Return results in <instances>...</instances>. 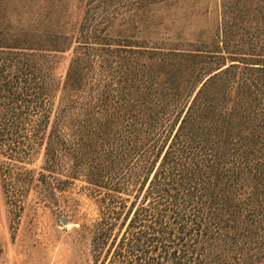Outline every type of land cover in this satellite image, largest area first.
Listing matches in <instances>:
<instances>
[{"label": "trees", "instance_id": "trees-1", "mask_svg": "<svg viewBox=\"0 0 264 264\" xmlns=\"http://www.w3.org/2000/svg\"><path fill=\"white\" fill-rule=\"evenodd\" d=\"M189 1L83 0L73 32L0 24L3 197L18 216L84 179L111 214L98 257L122 218L100 264H264V41L185 39Z\"/></svg>", "mask_w": 264, "mask_h": 264}, {"label": "rangeland", "instance_id": "rangeland-1", "mask_svg": "<svg viewBox=\"0 0 264 264\" xmlns=\"http://www.w3.org/2000/svg\"><path fill=\"white\" fill-rule=\"evenodd\" d=\"M189 2L188 8L171 13L175 14L174 25L182 27L185 39L199 30L202 35L212 32L218 24H236L241 34L235 40L264 41V0ZM223 2L228 5L224 18ZM82 15L83 0H0V24H64L73 32ZM69 58L70 52L59 55V72L65 71ZM55 193L53 199L41 202L36 191L31 190L17 216L0 189V264H100L109 253L111 240L123 230L122 218L112 235L110 229L107 245L98 257L97 224L111 218L107 204L100 200L102 195L94 193L82 178ZM121 196L126 199L127 209L133 198L124 193Z\"/></svg>", "mask_w": 264, "mask_h": 264}, {"label": "water", "instance_id": "water-1", "mask_svg": "<svg viewBox=\"0 0 264 264\" xmlns=\"http://www.w3.org/2000/svg\"><path fill=\"white\" fill-rule=\"evenodd\" d=\"M63 222H65V220H63Z\"/></svg>", "mask_w": 264, "mask_h": 264}]
</instances>
